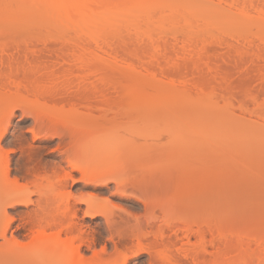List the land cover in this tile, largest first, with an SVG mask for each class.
I'll return each mask as SVG.
<instances>
[{
  "label": "rangeland",
  "instance_id": "374dc122",
  "mask_svg": "<svg viewBox=\"0 0 264 264\" xmlns=\"http://www.w3.org/2000/svg\"><path fill=\"white\" fill-rule=\"evenodd\" d=\"M105 1V8L91 16V24L107 37V52L102 58L96 57L95 43L88 40L95 52L91 55V64L84 69L90 68L92 71L89 70V78L82 79L78 76L77 79V75L83 72L80 67L82 64L72 54V50L78 49L70 44V39L71 42L87 41L83 36L80 38L79 29L73 30L72 27L68 32L70 24L67 21L69 26L65 20L62 21L63 25L59 19L58 22L42 17L41 13L27 7L25 0H0V74L1 71H15L13 77L12 73L6 74V78L9 77L8 74L9 79L15 77L12 81L6 79L5 75H0L1 88L6 83L5 87L10 85L9 89L11 87L14 90H10L11 95L6 93L3 96L0 93V111L6 109L10 115L3 144L9 149L14 148L10 153L11 177H19L24 184L28 181L31 183L29 189H32L28 192L34 191L28 196L21 194L30 197L29 203L23 205L21 201L25 197L11 196L0 179V264H69L59 254L54 259H51V255L41 254L40 245L34 239L31 240L39 227L36 226L40 223L38 221L43 219L35 217L45 215L57 225L61 220L64 224L66 222L65 225H77L83 239L86 238L83 240L86 245L79 239L75 241V245L79 243V251L85 256V260L94 264H170L166 260L171 256L172 264H264V12H259L258 6L254 5H259L264 0ZM246 1L249 3L248 15L247 11L241 12L243 6L247 5H244ZM16 14H20L21 20ZM71 30V36H67ZM73 33H78V36L75 37ZM66 41L69 43H65ZM66 44L72 47L68 46L67 49ZM62 50L66 53L63 54ZM156 53L159 55L158 59L153 57ZM161 68L166 72L163 70L165 73H162ZM100 74L109 82L112 81L109 83H113L112 88L109 89V84L106 86L108 88L105 87L109 91L92 90L95 89L93 84L98 82ZM7 82L11 83L8 85ZM115 85L117 88L122 87L119 90L123 94H117L113 90ZM1 88L0 92H3ZM103 93H106L105 96ZM113 97L116 98V104L112 101L115 100ZM9 98H14L16 103L17 98L18 103L20 99L22 102L14 107V101L12 103ZM89 98H95L98 104L101 102L99 105L106 106L104 120L110 129L114 125L116 128L118 123L121 127L125 126L122 128L125 130H122L124 138H130L131 133H127L133 129L135 136L132 137H137L138 144L128 143L132 151L135 146L137 159L140 158L139 162L136 159L139 172L129 170L135 159L131 158L133 161L130 163L129 158L123 154V151L128 154V144L125 147L127 149L121 147L124 156L119 157L121 161L116 160V155H119L116 151L109 150L108 165L112 171L121 169V176L126 174L124 178L137 175L138 179L149 180L153 187L150 186L148 192H140L130 185L128 189L124 188V192L115 182L106 186L87 184L76 172L73 173L76 181L65 180L61 189H43L44 183L47 187L50 184L39 179L41 176H29L24 171L25 163L27 164L24 153L29 147H25L27 142L38 152L35 162H29L31 165L28 166H34L37 161L43 164L49 162L51 165L63 161L61 155L53 152L59 142L58 137L32 140L29 128L35 124V114L64 116L74 121L78 119L77 122L84 126L96 128L100 126L101 119L73 112V107L79 103L78 99L88 103L86 101ZM106 98L109 102L105 104L103 102L107 101ZM92 100L94 105L95 100ZM10 105L14 107L12 113L11 107L8 109ZM61 109H68V112L63 113ZM116 111L120 112V116ZM126 125H129L128 130ZM138 134L139 137L143 136L139 138L136 136ZM20 138L25 146L23 142V145L20 144ZM115 141L113 144L115 143L116 148L117 140ZM23 147L24 151L21 150ZM112 151L116 155L110 154ZM145 160L150 163H145ZM42 173L44 172L40 175ZM54 177L53 175L51 178L54 180ZM41 181L44 183L39 184ZM133 194H138L148 202L149 211H152L149 213L150 217H145L148 208L142 201L133 198ZM81 197L91 198L99 205L106 203L105 213L98 212L94 216L88 213V205L79 201ZM47 204L49 208H46ZM43 206L46 209H42V213ZM5 212L10 218L14 216L9 227H5V223L8 224V216L5 217L7 222L3 219ZM31 214L37 222L31 218ZM134 214L140 218L142 216L141 221L151 216L154 218L153 221V218L149 219L152 221L149 226L141 228L147 224L144 220L145 224L141 223L139 227L145 234L149 233L142 237L144 240L140 235L137 236L142 231L137 228ZM56 219L60 220L59 223ZM43 222L42 224L48 225L47 220ZM186 223L190 228L187 229ZM56 226L53 225L55 228ZM47 228L48 232L52 231L50 226V229ZM15 241L22 245H14ZM139 242H142L141 245L144 243L143 251L137 252ZM10 243L12 250L8 249ZM153 243L158 246L154 247ZM144 246L148 250H144ZM166 247L165 252H169L170 257L163 253Z\"/></svg>",
  "mask_w": 264,
  "mask_h": 264
},
{
  "label": "bare ground",
  "instance_id": "6f19581e",
  "mask_svg": "<svg viewBox=\"0 0 264 264\" xmlns=\"http://www.w3.org/2000/svg\"><path fill=\"white\" fill-rule=\"evenodd\" d=\"M200 1V0H199ZM236 1H238V0H236ZM197 2V1H196ZM232 2H234V1H232ZM252 2H253V0H252ZM252 2L250 1V3L252 4ZM257 2H258V0H257ZM259 2H260V0H259ZM262 2V1H261ZM260 2V3H261ZM25 3H26V5H27V7L29 6V7H31L32 9H34L35 11H37V12H39V13H41L43 16L42 17H44V18H48V19H54V21H58L59 22V20H61L60 22H62L63 20H65V23H69L70 24V26L68 25V23H67V25L70 27L69 29L68 28H66V26H65V28L66 29H68V32H70L69 30L70 29H72V27H73V30H74V28H76V30L77 29H79V34H80V38H82L81 36H83V38L85 37V39L87 40V41H85L84 43H80V42H78V41H76V40H74V39H77V38H74V39H72V40H74V41H72L71 42V39H70V44H72V46L74 47L75 46V48L76 49H78V51H75V49L74 50H72V51H74V52H72V54H74L75 56H77V58H78V60L80 59L81 61V63H80V67L82 68V70H83V72H81V74L80 75H77V79H78V76L79 77H81L82 79H85L87 76H89L90 75V72H89V70H91L92 71V69H90L89 68V70H87V69H84L85 67H89V64H91V62H92V58H91V55H92V53H93V51L95 52V49H96V51L97 52H95L96 54V57H99V58H102L103 57V54L104 53H106L107 52V50H106V47L107 46H109L108 44H106L107 42H106V38H105V35H104V33H102V32H100L99 30L97 31V30H95L94 28H93V26H94V24L92 23L91 24V22H93L92 21V18H91V16L92 15H94L95 13H97V12H100V11H102L104 8H105V4H106V1L105 0H25ZM238 3H241V1L240 2H238ZM238 3H236V4H238ZM245 4L244 5H246V6H243V10L241 11V12H244V13H246V11H247V13H246V15H248L249 14V10H247L248 9V7H249V3H247V1L246 2H244ZM260 3H259V5L257 4V3H255L254 5H256V6H258V11L259 12H264V1L261 3V5H260ZM232 4V3H231ZM197 5H198V3H197ZM199 5H200V2H199ZM241 5V4H240ZM242 5H243V2H242ZM253 5V4H252ZM237 6V5H236ZM260 6V7H259ZM17 7V6H16ZM21 7V6H20ZM26 7V6H25ZM199 7V6H198ZM251 7V6H250ZM239 8V7H238ZM252 8V7H251ZM25 9V8H24ZM241 9V8H240ZM246 9V10H245ZM14 10V9H13ZM31 11V10H30ZM252 11V10H251ZM15 13V12H14ZM198 13V12H197ZM255 13V12H254ZM253 13V14H254ZM252 14V13H251ZM17 15V14H16ZM20 15V14H19ZM19 15H17V17H19L20 18V16ZM256 15V14H255ZM260 14H258V16H259ZM31 16V15H30ZM29 16V17H30ZM26 17H28V16H26ZM12 18V17H11ZM32 18H33V16H32ZM57 20H56V19ZM196 18V17H195ZM18 19V18H17ZM27 19V18H26ZM59 19V20H58ZM14 20V19H13ZM20 20H21V18H20ZM19 20V21H20ZM23 20V19H22ZM25 20V19H24ZM251 20V19H250ZM17 21V20H16ZM26 21V20H25ZM67 21V22H66ZM189 21V20H188ZM261 21V20H260ZM262 22V21H261ZM24 23V22H23ZM57 23V22H56ZM63 23V22H62ZM253 23V22H252ZM40 24V23H39ZM58 25H59V23H57ZM262 24V23H261ZM20 25H22V23L20 24ZM25 25H26V23H25ZM31 25V24H30ZM33 25V24H32ZM63 25H65L64 23H63ZM72 25V26H71ZM93 25V26H92ZM31 27V26H30ZM257 27H259V26H257ZM140 28V27H139ZM56 29V28H55ZM54 29V30H55ZM63 29H64V27H63ZM264 29V28H263ZM57 30V29H56ZM65 30V29H64ZM58 31V30H57ZM56 31V32H57ZM62 31V30H61ZM78 31V30H77ZM59 32V31H58ZM57 32V33H58ZM63 32V31H62ZM66 32V31H65ZM72 30H71V33H70V35L68 34L67 36H71V34H72ZM75 32V31H74ZM140 32V31H139ZM40 33V32H39ZM78 33H76V35L78 36ZM33 34V33H32ZM59 34V33H58ZM66 34H67V32H66ZM74 34V33H73ZM259 34V33H258ZM263 34V33H262ZM34 35V34H33ZM75 35V34H74ZM76 35H75V37H76ZM257 35V34H256ZM44 37V36H43ZM56 36H54V38H55ZM262 37H263V35H262ZM39 38H42V37H39ZM58 38H60V37H58ZM70 38V37H69ZM257 38V37H256ZM264 38V37H263ZM21 39V38H20ZM35 39V38H34ZM45 39V38H44ZM52 39V38H51ZM25 40V39H24ZM28 40V39H27ZM37 40H39V39H37ZM46 40V39H45ZM45 40H43V41H45ZM48 40H50V39H47V41ZM54 40V39H53ZM56 40V39H55ZM63 40H65V39H63ZM67 40H68V38H67ZM83 40V39H82ZM88 40L89 41H91V43L93 42V43H95L94 44V46L96 47L95 49L93 48V46H91L90 44H88ZM46 41V42H47ZM51 41V40H50ZM61 41V40H60ZM81 41V40H80ZM22 42V41H21ZM23 42H25V41H23ZM31 43V44H33L31 41H28V43ZM29 43V44H30ZM41 43V42H40ZM52 43H54V42H52ZM63 43H64V41H63ZM65 43H69L68 41H66ZM92 43V44H93ZM264 43V42H263ZM26 44V43H25ZM28 44V45H29ZM61 44V43H60ZM44 45V44H43ZM63 45V44H62ZM61 45V46H62ZM67 45V44H66ZM31 46V45H30ZM65 45H63V47H64ZM68 46H71V45H67V49H68ZM71 46V47H72ZM29 47V46H28ZM56 47V46H55ZM48 48V47H47ZM57 48V47H56ZM62 48V47H61ZM30 49V48H29ZM70 50H71V48H69ZM51 51V50H50ZM106 51V52H105ZM62 52H63V54H65L66 52H65V50L63 51L62 50ZM259 53H261V52H259ZM94 54V53H93ZM161 54V53H160ZM259 56V55H258ZM264 56V55H263ZM60 57H62V56H60ZM65 57V56H64ZM93 57V56H92ZM153 57H155V58H159V55H158V53H156V54H154L153 55ZM260 57V56H259ZM262 57V56H261ZM260 57V58H261ZM63 58V57H62ZM94 58V57H93ZM65 59V58H64ZM95 59V58H94ZM75 60H76V58H75ZM160 60V59H159ZM158 61V60H157ZM158 63V62H157ZM76 64H77V62H76ZM161 65V64H160ZM169 66V65H168ZM76 67V66H75ZM75 67H73V72H74V68ZM80 67H79V69H80ZM162 67V66H161ZM165 67V66H164ZM172 67V66H171ZM162 69V68H161ZM11 70V69H10ZM13 70V69H12ZM85 70V71H84ZM163 70H165V69H162V73L164 72ZM170 70V69H169ZM54 71V70H53ZM52 71V72H53ZM76 71H77V69H76ZM94 71V70H93ZM2 73H4L3 71H1ZM15 72V71H14ZM14 72H7V73H12L11 74V77H13L14 76ZM17 72V71H16ZM51 72V71H50ZM66 72H68V71H66ZM165 72H166V70H165ZM164 72V73H165ZM170 72V71H169ZM0 74L2 77L4 76L5 78H6V74L7 73H4V74ZM40 73H42L41 71H40ZM60 73V72H59ZM61 74V73H60ZM71 74V73H70ZM93 74H94V72H93ZM172 74V73H171ZM196 74V73H195ZM13 75V76H12ZM16 75V74H15ZM38 75V74H37ZM42 75H43V73H42ZM42 75H41V77H42ZM46 76H47V74H45ZM49 75H50V77H52L51 76V74L49 73ZM53 75V74H52ZM164 75V74H163ZM168 75V74H167ZM7 76H9L10 77V75L8 74ZM40 76V75H39ZM70 76H73V75H70ZM166 76V75H165ZM172 76H173V74H172ZM194 76V75H193ZM9 77H7L6 79H9ZM25 77V76H24ZM195 77V76H194ZM4 78V79H5ZM15 78V77H14ZM13 78V79H14ZM46 78V77H45ZM44 78V79H45ZM53 78V77H52ZM57 78V77H56ZM59 78V77H58ZM73 78H75V75H74V77ZM87 78H89V77H87ZM165 78V77H164ZM175 78V77H174ZM11 79V78H10ZM10 79H9V81H10ZM13 79H11V81L13 80ZM47 79H49V78H47ZM165 79H167V78H165ZM24 80V79H23ZM46 80V79H45ZM81 80V79H80ZM87 80H89V79H86V81ZM6 81V80H5ZM4 81V82H5ZM26 81V80H25ZM42 81V80H41ZM52 81H54L53 79H52ZM52 81L50 82V83H52ZM85 81V80H84ZM95 81V80H94ZM175 81V80H174ZM189 81V80H188ZM195 81V80H194ZM194 81H192V82H194ZM43 82V81H42ZM45 82V81H44ZM43 82V83H44ZM47 82H49V80L47 81ZM67 82V81H66ZM112 82V81H111ZM111 82H109L108 80H107V78L104 76V75H102V74H100V76H99V78H98V82L97 83H95V84H93V82L91 83V84H93V87L95 88V89H92L93 91L94 90H96V92H102V89H106V88H108V87H106L109 83H111ZM177 82V81H176ZM191 82V81H190ZM222 82V81H221ZM3 83V82H2ZM11 83V82H10ZM9 82H7V84L9 85L10 84ZM55 83V82H54ZM61 83V82H60ZM71 83V82H70ZM82 84H83V81L81 82ZM180 83H182V82H180ZM45 84V83H44ZM48 84V83H47ZM75 84V83H74ZM86 84V83H85ZM13 85V84H12ZM49 85V84H48ZM48 85H47V88H48ZM110 85V84H109ZM111 85H113V83L111 84ZM111 85H110V87H109V89L110 88H112L111 87ZM6 86V83L4 84V86L3 87H5ZM10 86V85H9ZM9 86H7V87H5V88H1V86H0V88H1V90L3 89V92L4 91H6L5 93H3V92H0L1 94H4L3 96H5V95H7L8 93H9V95H11L12 93V88L10 87V89H9ZM26 86V85H25ZM51 86V85H50ZM75 86V85H74ZM82 86V85H81ZM118 86H119V84H118ZM215 86V85H214ZM219 86V85H218ZM54 87V86H53ZM90 87V86H89ZM106 87V88H105ZM183 87V86H182ZM55 88V87H54ZM72 88H74L73 86H72ZM71 88V89H72ZM85 88V87H84ZM122 88V87H121ZM121 88H117L116 87V85L114 86V89L113 90H115V92L117 93V92H123V91H121V90H119V89H121ZM188 88V87H187ZM191 88V87H190ZM218 88V87H217ZM26 89V88H25ZM27 89H29V88H27ZM43 89H46V88H43ZM56 89V88H55ZM76 89V88H75ZM185 90H186V88H184ZM194 89V88H193ZM213 89V88H212ZM211 89V90H212ZM10 90H11V92H10ZM30 90V89H29ZM37 90V89H36ZM61 90V89H60ZM83 90V89H82ZM88 90V89H87ZM103 90V91H104ZM107 90V89H106ZM106 90L104 91V92H106ZM215 90V89H214ZM8 91V92H7ZM14 91V90H13ZM38 91V90H37ZM40 91V90H39ZM45 91V90H44ZM73 91V90H72ZM80 91V90H79ZM90 91V90H89ZM107 91H109V90H107ZM46 92V91H45ZM50 92V91H49ZM192 92V91H191ZM7 93V94H6ZM37 93H39V92H37ZM15 94V93H14ZM80 94H82L81 92H80ZM79 94V95H80ZM87 94H88V92H87ZM87 94H86V96H87ZM94 94H95V92H94ZM99 94V93H98ZM104 94V93H103ZM106 94V93H105ZM105 94H104V96H105ZM118 94V93H117ZM123 94V93H122ZM126 94V93H125ZM185 94H186V92H185ZM83 96L85 95V94H82ZM212 95H214V94H212ZM120 96H121V94H120ZM123 96V95H122ZM127 96V95H126ZM7 97H10V96H7ZM15 97V96H14ZM26 97V96H25ZM24 96H23V98H25ZM76 97V96H75ZM89 97H90V95H89ZM99 97H102V95L101 96H99ZM107 97H108V95H107ZM111 97V96H110ZM124 97V96H123ZM128 97V96H127ZM93 98V97H92ZM97 98V97H96ZM113 98H115V97H113ZM122 98V97H121ZM33 99V98H32ZM81 99V98H80ZM84 99V98H83ZM86 99V98H85ZM84 99V100H85ZM89 99H91V98H89ZM88 99V100H89ZM107 99V101L106 102H103V103H107V102H109L108 100V98H106ZM105 99V100H106ZM112 99V98H111ZM10 100H12V98L10 99L9 98V101ZM18 100V101H17ZM17 103L15 102V100H14V98H13V100H12V103H13V101H14V107H17L16 105L17 104H21V102H22V100L20 99V103H18L19 102V99L17 98ZM72 100V99H71ZM82 100V99H81ZM81 100H79L78 99V101H79V103H77V104H75V107H73V106H71V107H73L74 109H73V112H75V113H77L78 115H80V114H84V115H87V116H89L90 115V117L91 116H93L92 118H96L97 117V119H101L100 120V122H101V124H100V126H98V127H96V128H91V127H87V126H84L83 124H81L80 122H77V121H79L77 118V121H74L73 119L72 120H70V119H68L67 117L65 118L64 116H56V117H54V116H43V115H39V114H41V113H38L37 115L35 114V116H34V122H35V124L31 127V128H29V132H31V134L33 135V138H32V140L34 139V140H36V139H46V140H51V139H53V138H56V137H58L59 138V142H57L58 144H57V147L54 149V151L53 152H57L59 155H61L62 156V160L63 161H60V162H58L57 164L55 163H53L52 165H51V163L50 164H43V163H41V162H36V164L34 163V166H32V167H30V166H28V165H31V163L29 164V162H32V161H34L35 159L34 158H36V156H37V154H38V152L37 151H35L34 150V146H32L31 147V145H29L28 144V142H27V144H26V146H25V143L23 142V139H21V143L20 144H22V142H23V144H24V146L25 147H27V146H29V147H31V148H27V150H25V156H26V162H27V164L25 163V168H24V171L27 173V174H29V176L30 175H35L36 177H42V178H39V179H42V181L44 180V182L46 181V183L47 184H50V186H44V184L42 183V181L39 183V184H43L42 186H43V189H46V188H50V189H53V190H55V189H57L58 187L61 189L62 188V186H64V184H65V180H73V181H76V179L73 177V173H79L80 175H81V180L82 181H84V182H87V184L89 183H95L96 185H104V186H106L108 183H110V182H115L116 183V185H117V187H122V189H123V191L125 192L126 190L124 189V188H127L129 185L132 187V188H134V189H137L138 191H140V192H148L149 191V189H150V186H152V184L151 183H149V180H148V182L147 181H143V178H137V175L136 176H134L133 178H131V177H129V179L127 178V177H123L124 175H126V174H124V175H122L121 176V173L123 172V171H121V169L118 171V169H116V171L113 169V171L112 170H110V168H109V165H108V154H109V150H114V151H116L117 152V154H119V155H116V153L115 152H113L112 151V153L110 152V154H114V155H116V156H118V157H116V160L117 159H119L120 160V158L121 157H124L123 155H122V148L121 147H124V149H127V148H125V147H127V144H128V154H126V152L124 153V151H123V154L127 157V158H129L128 159V161L130 162V161H133L134 159V161H133V163L135 164V163H137L136 161L139 159L140 160V158L138 157V159H137V156H138V154H136L137 152H135V146H133V150L134 151H132V147L129 145V143L130 144H132L131 142H133V144H134V142L135 143H137L138 144V140H137V137L135 138V137H132L133 135H134V133H132V131H133V129H131V127H130V129H131V132H128L127 134H130V138H129V136H127V138H124V136H123V131H125V130H123L122 128H124L123 126L121 127L120 125H119V123L118 122H116V123H118V127L116 126V128H115V125H114V128H112V129H110L108 126H106V124H105V120H104V117H105V115H106V113H107V110H106V106L104 105V104H101V105H99L101 102H100V99H99V104H98V101H97V99L95 100V98L92 100V101H94L95 100V102H94V105H93V102H91V100H87L86 102H88V103H84L85 101H81ZM119 100V99H118ZM77 101V102H78ZM101 101H102V99H101ZM112 101H116V98H115V100H112ZM126 101V100H125ZM24 102V101H23ZM26 102H27V100H26ZM75 102V101H74ZM90 102V103H89ZM113 102V103H114ZM117 102V101H116ZM116 102L114 103V104H116ZM120 102V101H119ZM34 103V102H33ZM96 103V104H95ZM110 103H108V105H109ZM111 105H112V103H111ZM69 106V105H68ZM110 106V105H109ZM117 106H122V105H117ZM11 107V108H10ZM14 107H12L11 105L8 107V109L10 108V111H11V113L13 112L12 111V108H14ZM27 107V106H26ZM61 107H59V109H60ZM64 109V108H63ZM63 109H61V112L63 111ZM117 109H118V107H117ZM24 111H26V109H24ZM68 112V109H65V111H63V113H65V112ZM69 111H71V109H69ZM111 111H113V109H111ZM120 111H121V109H120ZM29 112V111H28ZM28 112H26V113H28ZM32 111H30L29 113H31ZM66 112V113H67ZM115 112V111H114ZM24 114H25V112H23ZM28 113V114H29ZM74 113V114H75ZM117 113H119V115L117 114ZM121 113H122V111H121ZM33 113H32V115H34ZM60 114V113H59ZM112 114V113H111ZM116 114L118 115V116H120V112H118V111H116ZM27 115V114H26ZM31 115V114H30ZM45 115V114H44ZM68 116H70L69 114H67ZM66 115V116H67ZM28 116V115H27ZM75 116V115H74ZM77 116V115H76ZM96 116V117H95ZM118 116H117V118H118ZM81 117V116H80ZM114 117H116V116H114ZM9 118H10V115H9V112L8 111H6V109H5V111L3 110V111H0V179H2V181H3V184H4V186H5V188H6V190L9 192V194L11 193V196H18V197H20V195L21 194H23L24 193V195L25 196H28V195H30V193H34V191H32V192H30L31 190L29 189L30 188V184L31 183H29L28 181V183L26 182L25 184L24 183H21L20 182V178L19 177H17V176H15V177H11L12 175H11V173H12V171H11V158H10V153L13 151V149H9V148H7L6 146H5V144H3V142H4V138L6 137V134H7V131H8V127H7V123H8V125H9ZM7 119V122H5V120ZM116 119V118H115ZM147 120V119H146ZM151 120V119H150ZM116 121V120H115ZM121 121V120H120ZM119 121V122H120ZM124 121V120H123ZM86 122V121H85ZM114 122V121H113ZM112 122V123H113ZM131 122V121H130ZM123 122H121V125H123L122 124ZM129 124V123H128ZM131 125H133L132 123H131ZM112 126H113V124H112ZM184 126V125H183ZM126 129L128 130V128H129V125L127 126L126 125ZM147 127V126H146ZM176 128V127H175ZM172 129V128H171ZM179 129V128H178ZM123 130V131H122ZM126 130V131H127ZM174 130V129H173ZM41 131H44V133H40ZM135 131V130H134ZM149 131V130H148ZM177 131V130H176ZM153 132V131H152ZM149 133H151V131L149 132ZM178 133V132H177ZM177 133H176V135H177ZM137 134V133H136ZM140 134H142V133H140ZM175 134V133H174ZM22 136V135H21ZM125 136V137H126ZM135 136V135H134ZM136 136H138L139 137V134L138 135H136ZM141 136H143V135H141ZM141 136L139 137V138H141ZM175 136V135H174ZM145 137V136H144ZM151 137H152V135H151ZM156 137V136H155ZM181 137V136H180ZM24 138V137H23ZM131 140V141H127V140H129V139ZM178 138H179V136H178ZM182 138V137H181ZM120 139V140H119ZM135 139V140H134ZM177 139V138H176ZM24 140H27V139H24ZM115 140H117V147L115 148L114 146V144H113V142H116ZM134 140V141H133ZM44 141V140H43ZM121 141H126V144H125V142L123 143V142H121ZM146 141H148V140H146ZM152 141V140H151ZM19 142H20V140H19ZM129 142V143H128ZM150 142V141H149ZM7 143V142H6ZM13 143H16L15 141L13 142ZM30 143V142H29ZM145 143V142H144ZM151 143V145H153V146H155L154 145V143L152 144V142H150ZM149 143V144H150ZM157 143V142H156ZM18 144V143H17ZM22 144V145H23ZM122 144L123 145H125V146H122ZM159 144V143H158ZM12 145V144H11ZM21 145V146H22ZM112 145H113V148H115V149H113V148H111L112 147ZM134 145H136V144H134ZM140 145H141V141H140ZM8 146V145H7ZM144 145H142V147H143ZM150 146V145H149ZM173 146V145H172ZM25 147H23L21 150H23L24 151V148ZM34 147V148H33ZM142 147H140V148H142ZM145 147V146H144ZM181 147V146H180ZM139 148V147H138ZM130 149H131V151H132V153H131V151H130ZM150 149V148H149ZM153 149V148H152ZM174 149V148H173ZM16 150V149H15ZM38 150V149H37ZM40 150V149H39ZM137 150V149H136ZM139 150V149H138ZM146 150V149H145ZM140 151V150H139ZM154 151V150H153ZM135 152V153H134ZM143 152V151H142ZM22 153V154H23ZM172 154H173V152H171ZM177 153H178V151H177ZM174 154H176V153H174ZM179 154V153H178ZM137 155V156H136ZM181 155V154H180ZM140 157H141V155H139ZM114 157V156H113ZM120 157V158H119ZM136 157V158H135ZM131 158H133V160H130ZM37 159V158H36ZM137 159V160H136ZM139 160H138V162H139ZM181 160V159H180ZM180 160H179V163H180ZM121 161V160H120ZM146 161V160H145ZM145 161H143V162H145ZM35 162V161H34ZM64 162H66V164L64 165ZM149 161H146L145 163H148ZM62 163H63V165H62ZM131 163V162H130ZM150 163V162H149ZM117 164V163H116ZM119 164V163H118ZM134 164H132V165H134ZM50 165V166H49ZM132 165H131V167H129V170H138V172H139V169H138V167L136 166V165H139L138 163L137 164H135L134 166H135V168H137V169H135V168H133L132 167ZM182 165V164H181ZM189 165V164H188ZM120 166V165H119ZM144 165H142V167H143ZM150 166V165H149ZM111 167V166H110ZM117 167V166H116ZM189 167V166H188ZM190 167H193L192 165L190 166ZM146 168H148V167H146ZM153 169V168H152ZM189 169V168H188ZM128 170V169H127ZM141 170V169H140ZM149 170H150V168L148 169V172H149ZM44 172V173H42L41 175H40V173L41 172ZM125 171V170H124ZM143 171V170H142ZM152 172H154V169H153V171ZM151 172V173H152ZM50 173H51V176H50ZM132 172H130V174H131ZM149 174H150V172H149ZM170 174H171V172H170ZM55 176L54 177V180H53V178H51L52 176ZM141 175V174H140ZM162 175H163V173H162ZM127 178V179H126ZM38 179V178H37ZM79 179V180H80ZM80 180V181H81ZM145 180V179H144ZM46 184V185H47ZM151 184V185H150ZM98 185V186H99ZM130 187V188H131ZM153 187V186H152ZM151 187V188H152ZM58 188V189H59ZM129 188V187H128ZM127 188V189H128ZM39 189H40V187H39ZM121 189V190H122ZM28 190H30L29 192H28ZM36 190V189H35ZM37 191V190H36ZM51 191V190H50ZM29 193V194H27V193ZM41 192V191H40ZM54 192V191H53ZM27 194V195H26ZM127 194V193H126ZM183 194V193H182ZM24 195H21V196H24ZM130 195V194H129ZM24 196V197H25ZM41 196H43L42 194H41ZM48 196V195H47ZM46 196V197H47ZM133 198H136V200H140V202L142 201L144 204H145V206L148 208V202L143 198V197H140L138 194L137 195H134L133 194ZM17 197V198H18ZM129 197V196H128ZM16 198V199H17ZM30 198V197H29ZM28 197H25V198H23L22 200L23 201H21L22 202V204L23 205H25V203H29V201H30V199H29ZM12 199H15V197H13ZM43 199H44V197H43ZM50 199V198H49ZM46 200H48V197H47V199ZM17 202L19 201V200H16ZM79 201H81V203H86L88 206H87V210H88V213H91L93 216L96 214V213H105V208H106V206L105 205H107L106 203H103L102 201H101V203H103V205H99V204H95L94 202H93V199H91V198H86L85 197V199L83 198V197H81L80 199H79ZM20 202V203H21ZM46 203H47V201H45ZM48 202H50V201H48ZM157 202V201H156ZM167 202V201H166ZM173 202V201H172ZM174 203V202H173ZM161 204V206H162V203H160ZM172 204V203H171ZM27 205V204H26ZM45 205V204H44ZM48 206H46V208H49V204H47ZM157 205V204H156ZM40 206H42V205H40ZM146 207L144 208V209H146ZM163 207V206H162ZM45 208V206H43V208H41V210L42 209H46ZM67 208H68V206H67ZM89 208V209H88ZM44 210H42V213L44 212ZM91 210H92V212H91ZM147 210V209H146ZM145 210V211H146ZM150 209L148 208V212H145V214L144 215H146V213H147V215H149V213L150 212H152V211H149ZM164 210V209H163ZM170 210V209H169ZM168 210V211H169ZM48 211V210H47ZM47 211H45V212H47ZM50 211V210H49ZM48 211V212H49ZM176 211V210H175ZM48 212H47V214H48ZM166 212V211H165ZM6 213V212H5ZM175 213H177V212H175ZM37 214H38V212H37ZM46 214V213H45ZM87 214V213H86ZM32 215V214H31ZM30 215V216H31ZM39 215H42L41 213L39 214ZM38 215V216H39ZM44 215V214H43ZM145 216V217H150V215L149 216ZM8 216V214L6 213V215L4 216V220L6 221V219H5V217H7ZM33 216V215H32ZM31 216V218L32 219H34V216L32 217ZM49 216V215H48ZM134 216H136L135 214H134ZM14 217V216H13ZM13 217H11L10 218V215L7 217V221H8V224L7 223H5V227H7L8 225H9V223H11L12 221H14V218ZM47 216L45 215L44 217L43 216H39V217H35V218H43V219H38V220H40V221H38L37 219H34L35 220V222H37L38 221V223L40 224H38V225H36V226H39V227H37L38 229L35 231V234L33 235V237L31 238V240L33 241V239H34V242L35 243H38L39 245H40V247H41V254H45L46 256H49V255H51V256H53L51 259H54V257L55 256H58V254H59V257H62V258H64L65 260H67V262L69 263V264H94V263H92L91 261L89 262V261H86L85 259V256L83 257V254L81 253V251H79V248H81V247H79V243H76V245H75V241L77 240L78 241V239L79 240H81L80 242H83V240H85V239H83V234H82V232H81V230L79 231V229L76 227L77 225H75V224H73V223H68L67 225H65L66 224V222H65V224L64 223H62V220H61V223L60 224H62V225H57V223L56 222H54V220H52V221H50V219L48 220L47 218H49V217H47ZM45 218H46V220H47V224L48 225H44V224H42V222L43 221H46L45 220ZM141 218H142V216H141ZM139 216L137 217H135V220L137 221V228L138 229H140L139 227H141L140 225H142L141 223H143L144 222V220L146 221V223L147 224H145V223H143V224H145V225H142V229H144L145 227H147V226H149L151 223L150 222H152L153 220H154V218L151 216V218H153V219H151V218H149V219H151V220H149V219H144V217H143V221H141L142 219H141ZM37 220V221H36ZM57 220V222L59 223V221L60 220H58V219H56ZM55 220V221H56ZM149 220V221H148ZM170 220V219H169ZM6 221V222H7ZM42 221V222H41ZM186 222V221H185ZM184 221H183V223H185ZM44 223V222H43ZM138 223H139V225H138ZM7 224V225H6ZM187 224V223H186ZM53 225H57L56 226V228L55 227H53ZM147 225V226H146ZM156 225V224H155ZM172 225V224H171ZM190 225V224H189ZM193 225V224H192ZM212 225V224H211ZM10 226V225H9ZM8 226V227H9ZM35 226V227H36ZM49 226H50V228H49ZM145 226V227H144ZM215 226V225H214ZM5 227H4V230H5ZM46 227H48L50 230H52L51 232H48L47 230H46ZM182 227V226H181ZM180 227V228H181ZM187 229H188V224H187ZM212 226H210V228H211ZM47 228V229H48ZM53 228L55 229V230H53ZM158 228H159V226H158ZM185 228V227H184ZM183 228V229H184ZM190 228V227H189ZM192 228V227H191ZM213 228V227H212ZM211 228V229H212ZM151 229V228H150ZM216 229H218V228H216ZM7 230V229H6ZM141 230V229H140ZM138 230L139 232H141L142 231V233L144 234V236H141V235H143L142 233L140 234H137V236H139L140 235V237L142 238V237H146L147 235L146 234H149L148 232L145 234L144 233V230ZM157 230V229H156ZM193 230V229H192ZM191 230V231H192ZM158 231V230H157ZM188 231H190V229L188 230ZM217 231V230H216ZM7 232V231H6ZM3 233V232H2ZM62 233H65V236L63 237L62 236ZM187 233V232H186ZM218 233H219V230H218ZM151 234H152V232H151ZM159 234V233H158ZM161 234V233H160ZM1 235H3V237H5L4 236V234H1ZM157 236V235H156ZM220 236H221V234H220ZM158 237V236H157ZM162 237V236H161ZM143 239V238H142ZM141 239V240H142ZM159 239H160V237H159ZM16 240V239H15ZM144 240V239H143ZM142 240V241H143ZM76 241V242H77ZM227 241V240H226ZM34 242H30V243H34ZM144 242V241H143ZM213 242V241H212ZM11 243H13V242H11ZM11 243H10V245H9V248L8 249H10V248H12V246H11ZM20 242H18L17 243V241H15V243H13L14 245H18ZM84 243V242H83ZM142 243V242H141ZM141 243L139 242L138 243V250H137V252H139L140 250H142L143 249V245H144V243L141 245ZM150 243V242H149ZM21 244V243H20ZM82 243H80V246H82L81 245ZM85 244V243H84ZM154 245V247L156 246H158V245H156L155 243H153ZM218 244V243H217ZM22 245V244H21ZM86 245V244H85ZM151 245V244H150ZM165 245H167V244H165ZM20 246V245H19ZM19 246H17V248L19 247ZM147 246V245H146ZM146 246H144V248L146 247ZM161 246V245H160ZM89 247V246H88ZM152 247V246H151ZM167 247H169V246H167ZM167 247L166 248H164V251H163V253L165 252V251H167ZM16 248V247H15ZM14 248V249H15ZM160 249V248H159ZM10 250H12V249H10ZM16 250V249H15ZM144 250H148V247H147V249L145 248ZM162 250H163V248H162ZM161 250V251H162ZM143 251V250H142ZM169 251V250H168ZM151 252H153V251H151ZM161 253V252H160ZM162 253V254H163ZM166 253V254H165ZM164 254L165 255H168L169 257L171 256L170 255V253L169 252H165ZM167 253H169V254H167ZM162 256V255H161ZM164 257H166V256H164ZM171 258H172V256H171ZM170 258V259H171ZM50 259V258H49ZM50 259V260H51ZM166 259H168V258H166ZM166 260V262H170V264H172V261L171 260ZM49 260V261H50ZM173 260V259H172ZM47 260L45 259V262H46ZM45 264H47V263H45ZM52 264V263H51Z\"/></svg>",
  "mask_w": 264,
  "mask_h": 264
}]
</instances>
